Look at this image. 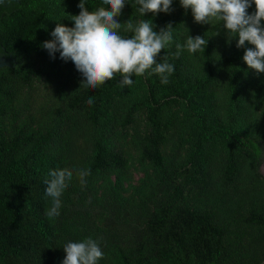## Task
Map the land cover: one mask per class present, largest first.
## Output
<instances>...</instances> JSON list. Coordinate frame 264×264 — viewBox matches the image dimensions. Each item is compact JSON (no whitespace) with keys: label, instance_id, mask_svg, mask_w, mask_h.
<instances>
[{"label":"trees","instance_id":"trees-1","mask_svg":"<svg viewBox=\"0 0 264 264\" xmlns=\"http://www.w3.org/2000/svg\"><path fill=\"white\" fill-rule=\"evenodd\" d=\"M79 2L0 5V264H62L64 244L88 237L98 264H264V73L242 59L252 46L195 23L179 0L145 17L129 0L118 22L173 26L157 57L174 66L169 83L146 73L79 88L73 62L42 47L58 23L74 27ZM189 35L205 52L176 57ZM63 168L73 176L50 219L44 181Z\"/></svg>","mask_w":264,"mask_h":264},{"label":"clouds","instance_id":"clouds-1","mask_svg":"<svg viewBox=\"0 0 264 264\" xmlns=\"http://www.w3.org/2000/svg\"><path fill=\"white\" fill-rule=\"evenodd\" d=\"M7 2L2 0L0 5ZM126 3L129 0H101L98 7L89 11L85 0H80L79 14L71 15L74 27L58 23L51 32L53 39L42 44L51 57L55 58L59 52L60 59L73 62L83 77L79 88L97 89L117 76L122 88L129 87L134 82L133 76L146 73L158 75L164 85L169 83L174 66L166 57L163 62H158L157 57L172 43L173 26L169 23L156 31L149 20L134 22L131 17L120 23L116 18L122 15ZM179 3L185 11L191 10L195 23L222 25L227 43L238 38L237 48H244L246 42L251 45L245 48L242 59L249 69L264 73V0H179ZM253 4L255 11L250 14L247 10ZM131 5L143 17L175 10L173 0H131ZM121 31L131 35H121ZM207 41L204 36L189 35L184 44H176L174 55L179 57L185 50L190 55L205 52ZM87 103L92 104L93 100L90 98ZM78 175L83 186L90 170L82 169ZM72 176L68 168L49 172L44 181L45 199L50 202L46 209L48 218L59 215L60 197ZM62 248L65 253L62 264H98L104 257L99 241L91 237L69 241Z\"/></svg>","mask_w":264,"mask_h":264},{"label":"water","instance_id":"water-1","mask_svg":"<svg viewBox=\"0 0 264 264\" xmlns=\"http://www.w3.org/2000/svg\"><path fill=\"white\" fill-rule=\"evenodd\" d=\"M0 2H2V0H0Z\"/></svg>","mask_w":264,"mask_h":264}]
</instances>
